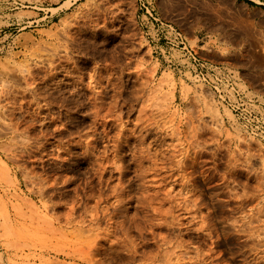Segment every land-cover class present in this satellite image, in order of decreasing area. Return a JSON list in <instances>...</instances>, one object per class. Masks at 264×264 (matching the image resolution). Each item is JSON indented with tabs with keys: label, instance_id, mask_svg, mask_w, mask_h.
Masks as SVG:
<instances>
[{
	"label": "rangeland",
	"instance_id": "1",
	"mask_svg": "<svg viewBox=\"0 0 264 264\" xmlns=\"http://www.w3.org/2000/svg\"><path fill=\"white\" fill-rule=\"evenodd\" d=\"M205 1L193 39L154 0H0V264H264V142L187 51L264 95L202 54Z\"/></svg>",
	"mask_w": 264,
	"mask_h": 264
},
{
	"label": "crops",
	"instance_id": "2",
	"mask_svg": "<svg viewBox=\"0 0 264 264\" xmlns=\"http://www.w3.org/2000/svg\"><path fill=\"white\" fill-rule=\"evenodd\" d=\"M154 1L163 18L177 22L190 38L196 39V32L192 27L195 19H178V11L184 15L186 6L191 5L194 0ZM250 1L264 6V0ZM215 2L221 7L220 10L209 6L207 1L204 2L206 12L201 17L205 41L202 54L212 61L234 65L242 72L245 82L264 95V9L238 0ZM228 4L232 7H226Z\"/></svg>",
	"mask_w": 264,
	"mask_h": 264
},
{
	"label": "built area",
	"instance_id": "3",
	"mask_svg": "<svg viewBox=\"0 0 264 264\" xmlns=\"http://www.w3.org/2000/svg\"><path fill=\"white\" fill-rule=\"evenodd\" d=\"M150 17L153 22L163 28L164 23L160 19L152 13H150ZM178 35L180 36V34ZM178 35L177 37H179ZM181 43L185 45L183 40ZM184 49L187 50V47ZM187 52L197 76L212 88L219 102L233 112L250 136L264 142V105L262 102L241 90L231 71L210 66L193 51Z\"/></svg>",
	"mask_w": 264,
	"mask_h": 264
},
{
	"label": "bare ground",
	"instance_id": "4",
	"mask_svg": "<svg viewBox=\"0 0 264 264\" xmlns=\"http://www.w3.org/2000/svg\"><path fill=\"white\" fill-rule=\"evenodd\" d=\"M221 13H222V12H221ZM221 13H220V14H221ZM224 14H225V13H224ZM229 22H230V21H229ZM229 25H230V24H229ZM236 25H237V24H236ZM238 28L240 29V26H239ZM242 28H243V26L241 27V29H242ZM234 32H235V31H234Z\"/></svg>",
	"mask_w": 264,
	"mask_h": 264
}]
</instances>
